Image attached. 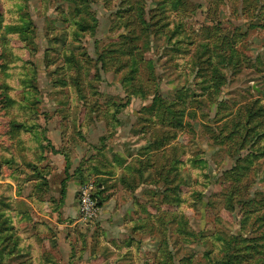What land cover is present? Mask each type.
<instances>
[{"label": "rangeland", "instance_id": "1", "mask_svg": "<svg viewBox=\"0 0 264 264\" xmlns=\"http://www.w3.org/2000/svg\"><path fill=\"white\" fill-rule=\"evenodd\" d=\"M0 264H264V0H0Z\"/></svg>", "mask_w": 264, "mask_h": 264}, {"label": "built area", "instance_id": "2", "mask_svg": "<svg viewBox=\"0 0 264 264\" xmlns=\"http://www.w3.org/2000/svg\"><path fill=\"white\" fill-rule=\"evenodd\" d=\"M78 205L82 220H92L98 216L99 207L97 198L94 196L93 186L89 183L86 186H80L78 190Z\"/></svg>", "mask_w": 264, "mask_h": 264}, {"label": "trees", "instance_id": "3", "mask_svg": "<svg viewBox=\"0 0 264 264\" xmlns=\"http://www.w3.org/2000/svg\"><path fill=\"white\" fill-rule=\"evenodd\" d=\"M158 101H159V98H158ZM171 106V105H170ZM6 162H8V163H10V161H6ZM68 177V176H67ZM66 182V181H65ZM64 182V183H65ZM99 192H101L102 191V188H98L97 189ZM65 193H66V187L64 186V188L62 187V189H61V196H62V198H65ZM94 194H96V193H94ZM95 197H97L96 195H94ZM77 197H78V193H77ZM97 206L100 208V207H102L103 205H104V203H105V199L104 198H102V197H98L97 198ZM11 220V219H10ZM11 229H15L16 230V226H15V224L14 223H12V226H11Z\"/></svg>", "mask_w": 264, "mask_h": 264}, {"label": "crops", "instance_id": "4", "mask_svg": "<svg viewBox=\"0 0 264 264\" xmlns=\"http://www.w3.org/2000/svg\"><path fill=\"white\" fill-rule=\"evenodd\" d=\"M126 165H127V164H126ZM129 171H130V170H129ZM66 177H67V176H66ZM67 182H68V186H67V191H68V190L71 189V184H72V182L69 181V179H68ZM69 192H70V191H69ZM69 192L67 193V196L65 197V199H66V201H65L66 205L69 204L68 202H69V200H70V199H69V195H70Z\"/></svg>", "mask_w": 264, "mask_h": 264}]
</instances>
